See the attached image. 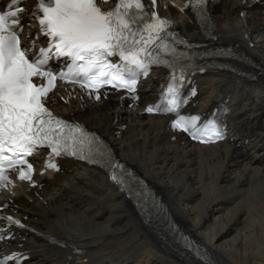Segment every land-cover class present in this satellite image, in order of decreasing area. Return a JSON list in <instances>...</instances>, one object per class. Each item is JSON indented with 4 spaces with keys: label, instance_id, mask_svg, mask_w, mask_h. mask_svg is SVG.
I'll list each match as a JSON object with an SVG mask.
<instances>
[{
    "label": "bare ground",
    "instance_id": "1",
    "mask_svg": "<svg viewBox=\"0 0 264 264\" xmlns=\"http://www.w3.org/2000/svg\"><path fill=\"white\" fill-rule=\"evenodd\" d=\"M240 12L239 0H214L211 23L220 41L237 43L249 57L250 63L240 62L239 67L255 79L229 71L208 83L212 102L232 94L239 80L260 89H243L247 105L233 120L236 131L244 128L253 134L250 149L238 141L182 146L178 136L172 141L175 134L167 118L143 116L114 98L92 102L66 92L53 101L57 113L108 136L115 153L161 196L169 219L189 234L191 249L166 245L145 212L107 177L78 168L71 176L39 177L43 187L3 195L38 230L34 244L26 247L38 251L33 264H54L60 255L68 258L73 255L70 246L113 264H264V38L251 44L253 33L264 31V4L247 16ZM186 31L192 39L198 35L194 28ZM120 125L126 128L119 136L115 131ZM46 234H62L68 248L53 246Z\"/></svg>",
    "mask_w": 264,
    "mask_h": 264
},
{
    "label": "snow or ice",
    "instance_id": "2",
    "mask_svg": "<svg viewBox=\"0 0 264 264\" xmlns=\"http://www.w3.org/2000/svg\"><path fill=\"white\" fill-rule=\"evenodd\" d=\"M23 2L26 0H10L6 10L0 9V184L10 182L5 165L8 169L20 165L19 178L31 180L32 165L25 157L38 146L50 147L55 156L92 160L99 153L94 145L103 143L81 124H69L45 107L56 79L50 70V54L66 58L67 72H60L61 79L71 78L69 82L81 88L96 90L97 100L101 98L99 89L105 84L117 90L127 89L130 94L135 92L138 77L147 76L150 65L174 68L162 54H177L168 42V37L174 35L168 31L172 21L155 10L157 0H148L147 5L144 0H118L112 9H102L98 0H37L29 14L39 21L36 38H31L30 28L25 32L19 18V13L24 12L19 7ZM207 3L208 0H195L202 12ZM207 19L210 21V17ZM39 35L47 37L49 43L32 54L30 50L35 48ZM117 55L124 64L110 61V57ZM34 77L41 82L34 83ZM167 95L170 99L164 110L174 112L183 100L171 87ZM157 110L159 105L146 109L149 113ZM199 119L181 116L173 126L205 142L223 138L224 130L214 120L198 128ZM47 167L56 165L49 161ZM112 179L123 183L115 174ZM3 219L24 226L10 216Z\"/></svg>",
    "mask_w": 264,
    "mask_h": 264
},
{
    "label": "rangeland",
    "instance_id": "3",
    "mask_svg": "<svg viewBox=\"0 0 264 264\" xmlns=\"http://www.w3.org/2000/svg\"><path fill=\"white\" fill-rule=\"evenodd\" d=\"M43 230L46 231V232H49L48 229H46V228H44ZM44 231H43V233H44ZM44 234H45V233H44Z\"/></svg>",
    "mask_w": 264,
    "mask_h": 264
}]
</instances>
